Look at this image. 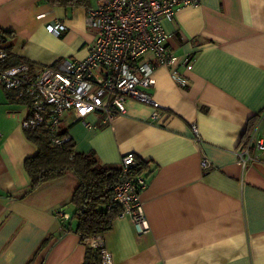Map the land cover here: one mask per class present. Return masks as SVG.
Segmentation results:
<instances>
[{
    "label": "crops",
    "instance_id": "1",
    "mask_svg": "<svg viewBox=\"0 0 264 264\" xmlns=\"http://www.w3.org/2000/svg\"><path fill=\"white\" fill-rule=\"evenodd\" d=\"M96 3L0 0V27L13 33L0 45L5 60L38 66L84 57L96 34L85 17ZM54 21L65 24L59 36L46 30ZM162 24L187 84L156 68L149 92L163 109L159 120L134 100L109 123L89 114L95 128L71 112L62 119L75 150L115 165L133 153L147 176L140 199L150 231L138 235L127 217L115 216L104 247L113 264H264V164L243 170L234 154L248 121L264 113V0H199ZM27 110L26 100L0 85V264H82L86 245L63 232L54 214L71 213L76 177L64 174L24 195L22 163L36 152L20 125ZM203 159L213 170H202Z\"/></svg>",
    "mask_w": 264,
    "mask_h": 264
},
{
    "label": "built area",
    "instance_id": "2",
    "mask_svg": "<svg viewBox=\"0 0 264 264\" xmlns=\"http://www.w3.org/2000/svg\"><path fill=\"white\" fill-rule=\"evenodd\" d=\"M199 0H97L96 6L87 10L85 24L95 30L82 58L65 59L57 65H34L21 62L0 68V85L14 93L16 99L26 100L28 110L21 120L23 129L42 126L50 135L52 145L64 139L57 137L65 113L71 112L87 128L95 124L86 121L96 114L100 123H109L126 113V104L134 100L152 108L151 118L159 120L163 109L150 94L155 84L157 67H167L180 84H187L174 64L177 57L167 45L168 34L162 20L172 18L185 6H195ZM65 24L54 21L46 30L54 36L65 31ZM0 48V63L7 58ZM181 62L186 69L192 63L188 57ZM243 141L234 150L236 162L244 170L251 165L264 164V131L258 132L264 113L260 115ZM193 140L202 138L196 124H191ZM119 174L113 187L112 201L120 207L116 216L127 217L136 234H146L150 227L143 210L140 193L147 184V176L139 159L133 153L121 156ZM203 171L213 170L205 159ZM62 224L69 218L64 208L54 211ZM84 244L101 249V264H113L105 249L102 235L87 237Z\"/></svg>",
    "mask_w": 264,
    "mask_h": 264
},
{
    "label": "trees",
    "instance_id": "3",
    "mask_svg": "<svg viewBox=\"0 0 264 264\" xmlns=\"http://www.w3.org/2000/svg\"><path fill=\"white\" fill-rule=\"evenodd\" d=\"M44 1L54 7H90V0ZM12 36L11 31L0 27V45ZM4 49L7 51L6 48ZM19 63H21L20 59L11 62L7 59L0 63V68ZM255 121L253 118L248 121L240 141L244 140ZM24 132L26 139L36 147L35 154L26 157L22 163L29 180L24 195L35 191L48 181L71 173L76 177L77 185L69 201L72 211L69 218L61 224L62 231L79 234L83 243L87 237L102 235L108 231L113 218L120 211V207L112 201L119 166L102 164L92 150L87 152L75 150L68 128L59 127L56 136L64 141L57 146L52 145L49 133L42 126L24 129ZM101 257L100 248L86 245L82 264H101Z\"/></svg>",
    "mask_w": 264,
    "mask_h": 264
}]
</instances>
